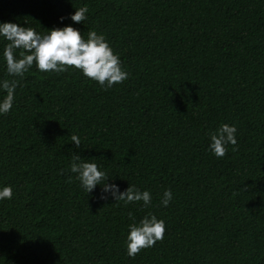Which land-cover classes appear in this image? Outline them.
Here are the masks:
<instances>
[{"label":"trees","instance_id":"obj_1","mask_svg":"<svg viewBox=\"0 0 264 264\" xmlns=\"http://www.w3.org/2000/svg\"><path fill=\"white\" fill-rule=\"evenodd\" d=\"M82 6L87 20L73 24ZM0 22L95 30L129 73L105 88L34 65L20 80L0 115V185L13 187L0 264H264V0H0ZM5 43L0 80L20 79ZM224 123L238 144L218 159L206 149ZM72 154L97 159L121 191L149 190L152 205L87 194L69 180ZM148 212L164 239L129 257L128 225Z\"/></svg>","mask_w":264,"mask_h":264},{"label":"clouds","instance_id":"obj_2","mask_svg":"<svg viewBox=\"0 0 264 264\" xmlns=\"http://www.w3.org/2000/svg\"><path fill=\"white\" fill-rule=\"evenodd\" d=\"M88 12V7L82 6L76 9L74 14H70L67 19H70L73 24H81L87 20ZM64 20L65 17H60L59 23L63 24ZM73 24L54 27L42 34L33 27L0 22V40L6 41L2 53L6 72L10 77L20 78L0 80V90L6 93L0 99V115L12 110L20 80L34 65L41 72L61 73L74 68L84 77L105 88L122 84L129 78V73L125 70L119 53L114 51L104 34L91 30L85 38L79 28L73 27ZM17 50H20L19 55H17ZM237 132L235 124H221L209 134L210 143L206 150L218 159L225 157L229 146H233V151L236 150ZM71 140L77 148H80L81 140L78 135H72ZM96 160L72 154L70 171L75 175L69 177V180L74 178L79 181L80 187L87 194L99 187L101 200L111 197L117 202L123 201L125 205L139 202H142L141 206L144 208L152 205V194L149 190L141 191L135 186H129L121 191L116 183L110 182L111 179L106 171L95 163ZM12 198L13 187L0 185V201ZM172 200V190L165 189L160 206L166 208ZM165 232V221L159 219L154 213L148 212L139 223L133 220L128 225L125 241L126 254L134 258L142 250L154 247L158 241L164 239Z\"/></svg>","mask_w":264,"mask_h":264}]
</instances>
